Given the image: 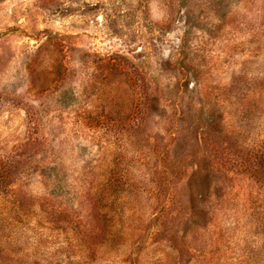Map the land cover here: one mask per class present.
Returning a JSON list of instances; mask_svg holds the SVG:
<instances>
[{
    "label": "rangeland",
    "instance_id": "1",
    "mask_svg": "<svg viewBox=\"0 0 264 264\" xmlns=\"http://www.w3.org/2000/svg\"><path fill=\"white\" fill-rule=\"evenodd\" d=\"M0 264H264V0H0Z\"/></svg>",
    "mask_w": 264,
    "mask_h": 264
},
{
    "label": "trees",
    "instance_id": "2",
    "mask_svg": "<svg viewBox=\"0 0 264 264\" xmlns=\"http://www.w3.org/2000/svg\"><path fill=\"white\" fill-rule=\"evenodd\" d=\"M117 198H118L117 196H114L113 199H111V201H118L119 199H117Z\"/></svg>",
    "mask_w": 264,
    "mask_h": 264
}]
</instances>
